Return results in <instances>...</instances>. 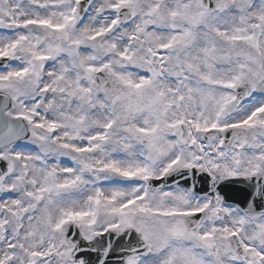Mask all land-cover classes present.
I'll return each instance as SVG.
<instances>
[{
	"label": "snow or ice",
	"instance_id": "6c2138e0",
	"mask_svg": "<svg viewBox=\"0 0 264 264\" xmlns=\"http://www.w3.org/2000/svg\"><path fill=\"white\" fill-rule=\"evenodd\" d=\"M0 264H264V0H0Z\"/></svg>",
	"mask_w": 264,
	"mask_h": 264
}]
</instances>
